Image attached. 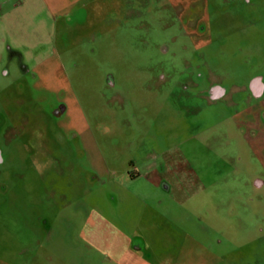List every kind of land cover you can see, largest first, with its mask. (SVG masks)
I'll return each instance as SVG.
<instances>
[{"label":"rangeland","instance_id":"1","mask_svg":"<svg viewBox=\"0 0 264 264\" xmlns=\"http://www.w3.org/2000/svg\"><path fill=\"white\" fill-rule=\"evenodd\" d=\"M170 1L0 0V264H264V0Z\"/></svg>","mask_w":264,"mask_h":264},{"label":"flooded vegetation","instance_id":"2","mask_svg":"<svg viewBox=\"0 0 264 264\" xmlns=\"http://www.w3.org/2000/svg\"><path fill=\"white\" fill-rule=\"evenodd\" d=\"M177 1V2H176ZM164 3H166L165 4V6H167V8H169L170 9V11H172V13L174 14V17L176 18V19H178V21L181 23V25L184 23V22H187V21H189V18H190V16L191 15H189L188 16V14H190L191 12H189L188 11V13H187V15L185 14V12H184V9L185 8H189V10H193V8H192V6H196V4L194 3V2H191V1H189V0H174V1H170V2H164ZM172 3H176V5H177V8L179 9H181V11H180V13L178 14V16L175 14V12L172 10L173 8V6H171L172 5ZM189 5V6H188ZM144 13V12H143ZM192 15H193V13H191ZM143 15H145V17H148L150 14L149 13H144ZM147 15V16H146ZM196 17V16H195ZM202 17H203V15H202ZM201 17V18H202ZM202 19H205V16H204V18H202ZM201 19V20H202ZM200 20V21H201ZM197 24H198V22H197ZM197 24H196V27H195V29L193 30V31H195V33L194 34H196V35H201V32L203 31H199L198 30V27H197ZM189 38L191 37V35L190 34H187V33H185ZM162 47H164V46H162ZM161 51L162 52H164L165 53V51H167V50H165V51H163L162 49H161ZM184 62V61H183ZM184 68L185 69H190V65H185L184 64ZM191 70L192 71H188V74H190V73H192V72H194L193 71V69L191 68ZM163 76V75H162ZM195 75H190V76H188L187 75V77H189V78H193V79H195L197 76H198V73L196 74V77H194ZM198 84V83H197ZM197 84L196 83H194V84H191L193 87H195V86H197ZM200 84V83H199ZM198 84V85H199ZM178 85H180V86H182L184 89H186L187 87H189V85L188 84H185V83H183V84H178ZM244 86V85H243ZM244 87H246L247 88V91L249 92V95L251 96V100H255V101H259V100H261V102L263 103V101H264V84H263V78L261 77V76H256V77H254V78H252L250 81H248L247 82V84L244 86ZM210 89L212 88V93H211V95H210V93L208 94L207 93V95H208V98L210 99V100H213V101H215V100H219V99H222V98H224V96H226V94H227V90L226 89H224V88H221V87H219L218 85H216V84H213L212 86H210L209 87ZM247 99V98H246ZM264 105V104H263ZM247 122V121H246ZM246 122H244V124L243 125H245V126H247L248 124H245ZM251 122V121H250ZM249 122V123H250ZM248 123V122H247ZM257 124V123H256ZM242 125V126H243ZM258 125L259 126H261V123H258ZM261 128V130L259 129V131H255V130H250V134L251 135H256V136H252L253 137V139H251V140H253L255 143H256V146L260 149L261 148V146L264 144L263 142H264V131H263V127L261 126L260 127ZM244 135H247V127H246V129L244 130V133H243ZM262 147H264V146H262ZM264 159V158H263ZM2 161V156H1V152H0V162Z\"/></svg>","mask_w":264,"mask_h":264}]
</instances>
